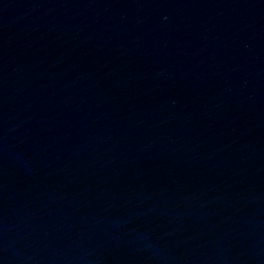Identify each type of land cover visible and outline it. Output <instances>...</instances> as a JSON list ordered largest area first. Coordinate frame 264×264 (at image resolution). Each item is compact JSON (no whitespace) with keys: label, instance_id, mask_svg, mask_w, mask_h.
<instances>
[{"label":"water","instance_id":"water-1","mask_svg":"<svg viewBox=\"0 0 264 264\" xmlns=\"http://www.w3.org/2000/svg\"><path fill=\"white\" fill-rule=\"evenodd\" d=\"M0 264H264V0H0Z\"/></svg>","mask_w":264,"mask_h":264}]
</instances>
